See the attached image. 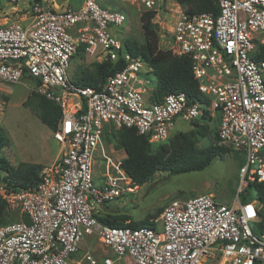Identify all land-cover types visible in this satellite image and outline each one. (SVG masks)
<instances>
[{"label": "built area", "instance_id": "2783aa9c", "mask_svg": "<svg viewBox=\"0 0 264 264\" xmlns=\"http://www.w3.org/2000/svg\"><path fill=\"white\" fill-rule=\"evenodd\" d=\"M19 20L0 26V84L39 81L36 92L62 110L53 138L61 154L41 173L32 189H0L1 197L28 221L0 226V264H99L82 243L96 236L111 248L103 264L127 257L134 264H264V235L257 200L241 201L250 183L264 185V0H209L217 11L182 9L180 0H123L141 13H154L162 24L169 5L178 17L165 34L175 56H188L200 100L184 92L152 102L144 71L152 68L130 53L122 36L128 17L102 8L98 0L59 8L54 0H34ZM16 9V10H15ZM6 19L9 11H3ZM9 13V14H8ZM142 15V14H141ZM83 54L84 58L78 55ZM110 62L123 64L98 87L81 86L69 70ZM85 63V64H84ZM220 114L218 145L246 157L240 188L232 204L203 194L169 202L154 226L110 227L98 220L112 202L138 188L123 169L125 157L113 159L104 148V172L95 180L94 154L107 125L135 128L153 144L167 142L177 120L195 125ZM210 120V121H211Z\"/></svg>", "mask_w": 264, "mask_h": 264}, {"label": "rangeland", "instance_id": "374dc122", "mask_svg": "<svg viewBox=\"0 0 264 264\" xmlns=\"http://www.w3.org/2000/svg\"><path fill=\"white\" fill-rule=\"evenodd\" d=\"M82 1L68 0L69 4L67 3V5L80 7ZM33 2L34 0H30V3ZM41 2L45 3L44 1ZM98 4L102 8L125 13L128 21L122 31L123 38L125 41H134L139 46L144 44V33L140 20L142 10L139 11L137 6L123 0H98ZM0 7H10V2L0 0ZM186 7L187 5H182L183 10ZM175 8L169 5L171 11L162 13V24L158 23L156 19H152V27L159 39V48L164 51L166 47H169L165 34L171 30V26H173L174 21L178 17ZM86 65L87 67L79 64L72 66L69 70L71 80L77 82V78L79 75L81 76L83 70L90 67L88 63ZM143 77L150 82L146 85L148 90H153L157 86V78L152 73L144 71ZM37 87L38 85L35 82L24 80L20 84H0V130L6 137L4 147L0 150V158H4L13 168H16L22 162L39 164L44 168L52 166L61 154V146L53 138V132L42 124L32 106L26 107L23 104L28 96L36 91ZM199 123L200 125L196 124L195 127V125L177 120L175 132L185 133L194 128L203 129L205 125L202 124V120ZM216 124V122H212L211 126H205L209 131L205 138L199 139L198 146L200 148L214 144V136L219 129ZM112 129L110 125H107L102 139V146L100 145L94 154L93 172L95 180H98L97 176L104 172L103 148L106 154L112 156L115 160L126 155L124 150L117 149V141L111 135ZM244 164H246L245 155L230 150L222 156L216 157L212 164L202 172L187 174L158 172L149 182L138 187L134 193L126 194L112 202L104 209L101 216L106 214L128 216L131 222L138 223L147 217L156 215L158 211L163 210L172 200H186L203 194H212L218 202L232 204L237 199H240L238 197V190L241 184L239 171ZM1 167L2 163L0 162V180L5 176ZM2 187L5 188L0 184V189ZM248 195L256 197V192L252 191ZM7 212V223L21 219L20 212L12 206H8ZM157 217L151 219L150 222L154 223ZM252 229L256 235L259 234L256 225H252ZM86 251H90L99 261V264H103L106 256L116 259L111 248L105 246L96 236L87 237L81 245L79 256L82 257ZM116 264L134 263L131 259L124 257L122 260L116 261ZM208 264H218V260L208 261Z\"/></svg>", "mask_w": 264, "mask_h": 264}, {"label": "trees", "instance_id": "16d2710c", "mask_svg": "<svg viewBox=\"0 0 264 264\" xmlns=\"http://www.w3.org/2000/svg\"><path fill=\"white\" fill-rule=\"evenodd\" d=\"M183 5L189 7V12L205 13L217 11L215 4L209 0H180ZM154 13H142L140 20L144 33V44L137 45L136 42L126 40L125 44L130 53L141 56L149 67L152 74L157 78V86L153 92L152 102H161L163 98L172 93L184 92L194 100H200L198 84L194 78L192 70V60L188 56H175L170 51L159 48V39L156 31L152 27ZM84 58L83 54L78 55ZM264 58V55H263ZM123 64H112L104 62L102 64L92 63L88 69L83 70L81 76L77 78V84L98 88L107 77L122 70ZM38 86L39 81L32 80ZM26 107H33L39 120L49 130L55 132L62 120V110L58 103L34 91L23 103ZM202 124L211 126V119L203 117ZM217 126L220 124V117L216 119ZM199 124V121L195 123ZM203 129L194 128L188 132L175 133L167 142L153 144L149 137L139 135L135 128L122 127L118 130L112 129L111 135L116 139L118 150H124L126 157L123 160V169L131 176L135 186L141 187L149 182L158 172H170V174H187L202 172L206 170L213 160L222 156L230 149L218 145L219 129L214 136V144L209 147L200 148L198 141L208 135L207 127ZM6 137L0 130V150L4 147ZM264 155V151L262 152ZM1 170L5 176L0 180V184L7 190L19 191L22 189H32L40 182V173L44 169L42 165L32 163H20L16 168L9 165L4 158H0ZM252 191L256 192V197H251ZM242 202L257 200L260 207V221L256 224L258 233L264 235V185L250 183L241 195ZM8 203L0 197V226L7 224ZM163 210L156 215L147 217L142 222H131L127 216L103 215L98 216V220L110 227H132L140 228L154 226L151 219L159 216ZM10 214V213H9ZM20 219V218H17ZM21 219L28 221L27 215H21ZM20 219V220H21Z\"/></svg>", "mask_w": 264, "mask_h": 264}, {"label": "crops", "instance_id": "0c3cea01", "mask_svg": "<svg viewBox=\"0 0 264 264\" xmlns=\"http://www.w3.org/2000/svg\"><path fill=\"white\" fill-rule=\"evenodd\" d=\"M8 1V0H6ZM40 1H44L45 3H48L50 2L51 0H40ZM56 2V5L59 6V8L61 9L62 7L65 8L67 6H70L72 7L71 5H67V3L69 4L68 0H62V1H59V0H54ZM83 3V1H82ZM30 4V0H19V3H18V9L19 11H23L24 9H26V7ZM82 5V4H81ZM81 7V6H80ZM13 7L11 4H10V7H6V8H1L0 7V24H5L6 22H13V21H18L19 20V12L17 13H12L13 11ZM72 8H79V7H72ZM16 10V9H15ZM3 11H9L10 14L8 15V17L5 19L4 18V13ZM217 117H220V114H217L216 117L214 119L211 120V123L213 122H216L218 124V121L216 120ZM220 121H221V117H220ZM216 124V125H217ZM220 126V124H219ZM126 157V155L124 156Z\"/></svg>", "mask_w": 264, "mask_h": 264}]
</instances>
